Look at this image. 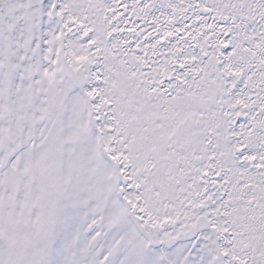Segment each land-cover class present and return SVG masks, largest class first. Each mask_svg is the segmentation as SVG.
<instances>
[{
	"label": "snow or ice",
	"instance_id": "1",
	"mask_svg": "<svg viewBox=\"0 0 264 264\" xmlns=\"http://www.w3.org/2000/svg\"><path fill=\"white\" fill-rule=\"evenodd\" d=\"M0 264H264V0H0Z\"/></svg>",
	"mask_w": 264,
	"mask_h": 264
}]
</instances>
